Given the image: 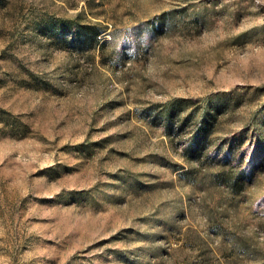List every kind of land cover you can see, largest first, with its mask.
I'll return each instance as SVG.
<instances>
[{"label": "rangeland", "instance_id": "obj_1", "mask_svg": "<svg viewBox=\"0 0 264 264\" xmlns=\"http://www.w3.org/2000/svg\"><path fill=\"white\" fill-rule=\"evenodd\" d=\"M0 264H264V0H0Z\"/></svg>", "mask_w": 264, "mask_h": 264}, {"label": "trees", "instance_id": "obj_2", "mask_svg": "<svg viewBox=\"0 0 264 264\" xmlns=\"http://www.w3.org/2000/svg\"><path fill=\"white\" fill-rule=\"evenodd\" d=\"M73 27L75 28L76 26H73ZM97 36H98V33L92 34L91 38H89L88 40H89L90 42H92V41L97 42V41H98V40H97ZM88 40H87V41H88Z\"/></svg>", "mask_w": 264, "mask_h": 264}]
</instances>
